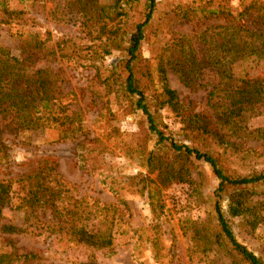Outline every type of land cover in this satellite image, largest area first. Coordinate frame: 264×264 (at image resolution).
<instances>
[{"label": "rangeland", "instance_id": "374dc122", "mask_svg": "<svg viewBox=\"0 0 264 264\" xmlns=\"http://www.w3.org/2000/svg\"><path fill=\"white\" fill-rule=\"evenodd\" d=\"M250 1L157 0L136 70L145 95L160 91L157 66L163 62L168 86L179 100L194 112L214 115L216 103L209 101L208 92L217 91L226 78L212 73L210 56L217 53L211 51V44L224 39L223 28L246 26L248 20L238 15ZM256 1L264 7V0ZM115 3L28 1L33 26H0V46L13 56L21 58L25 41L35 39L40 46L28 63V76L41 72L46 77L52 87L51 115L59 119L38 129L21 130L0 115V141L4 145L0 150V180L25 178L44 167L43 160H47L70 196L79 201V214L98 202L113 205L117 221L109 248L73 243L59 228H53L61 219L42 211H28L22 205L25 193L22 185L14 182L10 203L0 216V255L30 253L35 258L24 262L12 255L3 264L228 263L218 245L207 244L208 237L216 232L212 202L217 179L204 162L157 146L148 134L142 112L132 109L131 100L120 89L125 55L105 46L107 35L100 28L120 22L126 43L134 24L143 19L145 0H120L117 7H121L122 17L111 20L101 9L108 10ZM11 5H16V0ZM116 13L108 15L116 17ZM254 17L250 14L251 20ZM258 25L264 31V24ZM105 49L110 53L105 54ZM189 57L196 65L188 62ZM181 67H189L187 80L178 73ZM229 67L236 81L264 71L263 63L253 58ZM149 103L159 127L177 144L215 157L222 153L210 141L186 130L167 107L159 108L153 99ZM64 115L71 124L59 126L65 121ZM243 125L250 130L264 129V101L245 113ZM237 135L234 141L239 150L226 161L220 156L221 164L231 174L258 173L264 169V140L240 132ZM226 203L225 199L221 203L224 210ZM250 203L251 214L257 215L254 229L247 219H227L237 241L264 262V195L253 196ZM145 239L158 244L156 256Z\"/></svg>", "mask_w": 264, "mask_h": 264}, {"label": "trees", "instance_id": "16d2710c", "mask_svg": "<svg viewBox=\"0 0 264 264\" xmlns=\"http://www.w3.org/2000/svg\"><path fill=\"white\" fill-rule=\"evenodd\" d=\"M28 1L33 0H16V5L12 6V0H0V26H33L35 22L28 11ZM115 2V5H112L108 10L101 9L102 13L111 20L122 17V9L117 7L120 0H115ZM156 2L157 0H145L143 19L134 24L126 43L123 40L125 34L120 32V22L111 27L104 25L100 28L103 30V34L107 35L105 46L111 50L122 51L125 55L121 63L124 78L120 89L131 100L132 109L142 112L148 134L156 141L157 146L166 147L177 154L204 162L217 179L218 184L213 193L212 202L216 232L208 237L207 244L209 246L218 245L224 256L228 258L227 264H264L246 246L237 241L227 219V216L247 219L254 229L257 215L251 214L250 202L253 196L264 195V169L249 176H242L228 173L221 164V160L230 159L239 150V144L234 141V138H238L239 132L243 136L264 140V129L250 130L243 125L245 113L264 101V71L260 75L245 76L237 81L232 80L229 73L231 71L229 66L239 60L253 58L254 62H262L264 65V31L261 29V25H258L264 24V7L259 6L256 0H251L238 15L245 18L244 20H248L246 26L238 24L223 28L224 39L219 43L211 44V51L217 53L210 56L212 73L223 75L226 82L217 91L213 89L208 92L209 101L216 103L213 106L214 115L208 116L201 112H194L179 100L176 92L168 86L163 62H158L157 66L160 91L158 93L155 91L151 96H147L140 87V79L136 76L139 51L145 39V30L152 19ZM115 11L117 12L116 17L108 15L114 14ZM252 13L255 14V17L251 20L250 14ZM218 35L221 34L218 33ZM37 49L40 50V46L35 43V39L25 41L21 49V58H18L13 56L9 49L0 46V115L9 123H15L21 130L38 129L44 124L47 126L50 122L59 121L56 116L52 117L51 115V84L46 77L41 75V72H36L32 77L28 76L31 69L28 63H32L31 59L35 57ZM108 49H105V54L110 53ZM192 58L189 57L188 62L190 61L191 65H196ZM178 63L179 61H177ZM186 68L178 69V73L181 78H185L184 80L189 78L185 74ZM229 77L231 78L228 82L227 78ZM221 94L223 95L221 96ZM216 98L220 100H215ZM152 99L157 102L159 108L167 107L172 113H175L184 128L191 134L200 139L203 138L204 141H210L220 148L222 153L215 157L188 145L177 144L172 138L166 136L156 121L155 111H151L149 102ZM43 100L45 103L40 105L41 102H44ZM64 116L65 121L60 122L59 126L71 124L67 123L68 117ZM3 147L4 145L0 141V150ZM251 151L253 150H246V152ZM151 156L152 153L149 158ZM220 156L225 158L220 160ZM43 164L44 167L37 169V172L35 171L25 178L0 180V216L3 207L10 203L12 186L14 182H17L22 185L21 189L25 193L22 205L28 211H42L45 214L50 213L54 219H61V221L57 220L53 228H59V231L71 242L97 249L109 248L112 245L114 226L117 223L115 207L94 202L86 208L84 207L82 213L79 214V201L74 200L69 191L65 189L59 174L55 172V167L47 160H43ZM143 189L140 191L143 192ZM224 199L227 202L225 210L221 205ZM62 216L65 217L61 218ZM3 230L12 229L3 227ZM145 245L151 251L153 250L156 256L158 250L156 241L145 239ZM12 255L18 256L15 252L10 255H0V263L8 262ZM34 258L33 254L28 253L15 259H23L26 262Z\"/></svg>", "mask_w": 264, "mask_h": 264}]
</instances>
